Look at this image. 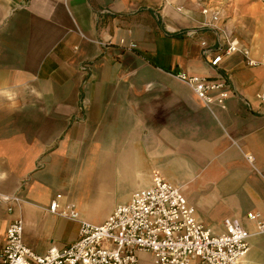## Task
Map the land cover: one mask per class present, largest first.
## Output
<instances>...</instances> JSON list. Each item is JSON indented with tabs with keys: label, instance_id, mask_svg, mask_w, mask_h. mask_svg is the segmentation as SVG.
Masks as SVG:
<instances>
[{
	"label": "crops",
	"instance_id": "crops-1",
	"mask_svg": "<svg viewBox=\"0 0 264 264\" xmlns=\"http://www.w3.org/2000/svg\"><path fill=\"white\" fill-rule=\"evenodd\" d=\"M206 5L253 57L264 53L260 0H0V243L18 216L30 249L66 244L79 223L48 211L56 194L98 224L154 171L205 226L222 231L228 217L254 231L245 214L264 219V64L237 51L209 65L198 41L215 48L221 35L201 26ZM177 72L226 76L225 106H206ZM59 218L71 226L47 239ZM249 243L242 263L264 264V233ZM147 257L156 264L148 252L139 264Z\"/></svg>",
	"mask_w": 264,
	"mask_h": 264
},
{
	"label": "built area",
	"instance_id": "built-area-1",
	"mask_svg": "<svg viewBox=\"0 0 264 264\" xmlns=\"http://www.w3.org/2000/svg\"><path fill=\"white\" fill-rule=\"evenodd\" d=\"M260 1L264 6V0ZM201 12L208 15L201 26L213 28L221 35L215 48L206 39L198 41L210 66H217L224 56L237 51L246 65L264 64V53L253 57L250 49L241 45L232 32L219 25L216 6L206 5ZM176 76L206 106L212 103L225 106L230 89L223 74L208 77L177 72ZM258 96L264 99L263 95ZM150 182L145 188L133 191L127 202L114 205L98 224L81 219L78 211L70 204L62 205L58 201L60 194H56L50 200L48 211L77 220L78 235L59 247L50 245L44 253L24 243L23 221L18 216L12 218L0 243V264H139V252L150 253L156 264H243L250 236L264 233V219L257 211L245 214L255 227L253 232L237 219L228 217L223 221V230L216 232L196 218L178 186L157 171L151 174ZM2 199L16 201L17 197L3 196Z\"/></svg>",
	"mask_w": 264,
	"mask_h": 264
},
{
	"label": "rangeland",
	"instance_id": "rangeland-1",
	"mask_svg": "<svg viewBox=\"0 0 264 264\" xmlns=\"http://www.w3.org/2000/svg\"><path fill=\"white\" fill-rule=\"evenodd\" d=\"M71 224H72L71 221L67 219L65 220V219L59 218L58 222L54 226H50V228L48 229V232L50 234L47 236V239H49L50 237H52L54 240L57 239V230L59 228H63V229L69 228ZM41 233L42 235L46 234V230L42 229ZM142 262L143 264H151L149 257L142 259Z\"/></svg>",
	"mask_w": 264,
	"mask_h": 264
}]
</instances>
